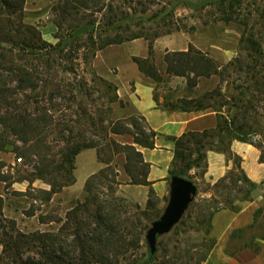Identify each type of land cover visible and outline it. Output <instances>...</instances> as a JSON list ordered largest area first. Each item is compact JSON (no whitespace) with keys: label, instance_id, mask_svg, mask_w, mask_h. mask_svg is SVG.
Wrapping results in <instances>:
<instances>
[{"label":"rangeland","instance_id":"rangeland-1","mask_svg":"<svg viewBox=\"0 0 264 264\" xmlns=\"http://www.w3.org/2000/svg\"><path fill=\"white\" fill-rule=\"evenodd\" d=\"M8 1L15 2L10 9L0 0V264L43 252L79 257V240L100 235L110 239L112 264H223L210 259L217 244L212 219L238 213L257 186L238 159L224 153L232 166L214 183L201 169L189 171L197 195L158 237L148 261L146 234L164 212L169 188L162 197L150 189L140 204L133 197L139 192L123 188L131 184L127 157L110 140L132 144L138 135L125 119L142 115L119 89L133 91L140 81L153 87L161 108L186 96L235 115L225 141L245 139L234 140L264 158V0ZM122 13L123 26L109 27ZM36 47L51 52L31 54ZM188 50L210 60V75L199 60L188 69L187 56L179 55ZM112 125L122 133H112ZM85 139L95 145L71 167L62 165L67 150ZM103 169L107 176L99 179ZM258 185L264 194V180ZM251 213V224L230 232L225 253L251 247L264 256V195Z\"/></svg>","mask_w":264,"mask_h":264},{"label":"crops","instance_id":"crops-1","mask_svg":"<svg viewBox=\"0 0 264 264\" xmlns=\"http://www.w3.org/2000/svg\"><path fill=\"white\" fill-rule=\"evenodd\" d=\"M119 92L128 95L129 108L144 116L148 125L157 132L155 147L138 146L145 162L150 165L148 174L150 184L123 185L124 190L139 192V195L134 194L133 197L142 204L146 203L150 189H153L161 197L168 191L174 158V142L170 137H177L192 130L203 131L206 128H214L217 124V117L211 109L181 111L161 108L154 101L153 87L140 81L136 82L133 91L121 87ZM230 146L231 150L241 157V167L248 178L257 186L252 191L253 199L248 201L247 206L238 213L224 210L214 215L211 229L212 234L217 238V244L210 259L219 258L223 260V264H264V256L256 253L251 247L242 248L233 255L225 253L230 232L253 222V218L250 216L252 215L251 211L259 206L264 195L262 188L258 185L264 180V161L259 159L260 152L251 144L238 140H232ZM206 158L207 169L204 178L212 183L222 177L232 166V162L227 160L222 152L209 149L206 151Z\"/></svg>","mask_w":264,"mask_h":264},{"label":"trees","instance_id":"trees-1","mask_svg":"<svg viewBox=\"0 0 264 264\" xmlns=\"http://www.w3.org/2000/svg\"><path fill=\"white\" fill-rule=\"evenodd\" d=\"M3 2H4L3 4L7 9H10L12 8V6L15 5L14 4L15 2H11L8 0H3ZM175 2H178V0H175ZM208 2L211 3V0H208ZM171 12L172 11L170 12L166 11L163 13H165V17H170ZM158 15L159 14H157V16ZM126 16L127 13L126 14L122 13L121 17L115 15L116 21L108 23L109 24L108 26L111 28L122 27L123 24L125 23ZM153 17L155 18V15ZM149 20H151V17L149 18ZM78 33L79 32H77V34ZM26 46L28 47L29 45ZM42 50H44L42 47H36L35 50L32 49L31 54L46 55L51 52V50L45 49L44 50L45 52L43 53ZM188 52L189 50L183 51L181 54H179L182 57L184 55L187 56L186 66H188V69L193 71L196 70V66L198 65V60H199L200 65L202 63V68L201 66L199 67L203 70H206L205 73L207 76L210 75L212 70V63L210 62V60L202 59V61L200 62V59H198V57H196L195 55L194 56L190 55V53ZM180 58H178L177 61H180ZM215 71H217V69ZM213 96L214 95H210L209 97L212 98ZM239 100L240 99H237L234 96L228 98V101H233L234 104H236V102H238ZM155 102L156 105L159 106L156 95H155ZM226 103L223 102L222 107ZM163 106L170 110H181V111H200L205 109H211L216 113V117H217V124L214 128H206L203 131L192 130L185 132L177 137L176 136L170 137L174 142V158L172 161V169H171L169 181L171 176L173 175H178L193 181L192 176L189 173V171L193 168L201 169L202 172L205 173L207 169L206 151L209 149L225 153L226 155L235 156L238 159L237 161H235V163L241 169L242 159L239 155L235 154L231 150L230 144L231 141L234 139H240L242 141H246V140L242 138L232 137L227 143L224 139V136L226 134L234 132L229 127L231 126L232 120H234L235 115L231 117L229 116L225 117V113L222 111L221 107H216L208 103L206 104L205 102H203L202 99L188 98L186 96H180L175 101H168ZM125 120L129 125L133 127V129L136 130L138 135L135 136V139L132 144L129 143L121 144V143H117L115 140H110L111 147H113L117 151H122L126 154L127 157L126 167H127V172L130 176V180H131L130 183L137 185H149L150 182L148 180V174L150 170V165L149 163L145 162L142 152L136 147V145L147 148L155 147V138L157 136V132L154 131L148 125L144 116H140L139 118L129 117ZM110 131L114 134L122 133V129L116 128V126L114 125L110 127ZM93 145L95 144L91 143V141H88L87 139H85L83 142L73 144V146L69 148V150H67V152L64 154L62 159L63 160L62 165L65 166L68 165L71 167L74 160V156H76L83 148L91 147ZM260 160L264 161L262 155L260 157ZM106 163L108 164V162ZM105 171H106L105 169L101 170V172L98 174L99 179L106 178L107 175L105 174ZM90 184L91 183H89L87 187H90ZM111 231L113 232L114 228ZM40 236L42 237L45 235L41 234ZM40 236L38 238H40ZM50 243L51 242L43 243L42 245L50 247ZM79 244L81 246L80 247L81 256L79 257H75V258L71 257L67 259L61 256L60 254L58 255L54 253L52 255L48 252H43L41 258L39 259L22 258L21 255H18V257L16 258H12L13 261L8 264H66V263L89 264L93 262L98 264H107V263L112 264L113 260H111V258L107 256V251L105 252V249L110 245V239L108 237L102 238L101 235L96 237H89L88 242H86L84 239H81L79 240ZM94 244L100 246L99 250L94 246ZM154 257H155V253H151L149 250L148 261H151Z\"/></svg>","mask_w":264,"mask_h":264},{"label":"water","instance_id":"water-1","mask_svg":"<svg viewBox=\"0 0 264 264\" xmlns=\"http://www.w3.org/2000/svg\"><path fill=\"white\" fill-rule=\"evenodd\" d=\"M198 192L197 185L184 177L173 175L169 181V200L164 212L153 221L146 239L151 253L157 251L158 237L168 233L182 218Z\"/></svg>","mask_w":264,"mask_h":264}]
</instances>
